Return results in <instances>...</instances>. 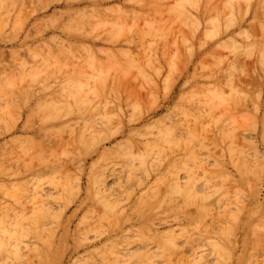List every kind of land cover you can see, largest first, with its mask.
Returning <instances> with one entry per match:
<instances>
[{"label":"rangeland","instance_id":"rangeland-1","mask_svg":"<svg viewBox=\"0 0 264 264\" xmlns=\"http://www.w3.org/2000/svg\"><path fill=\"white\" fill-rule=\"evenodd\" d=\"M139 1L0 0V264H264V0Z\"/></svg>","mask_w":264,"mask_h":264},{"label":"bare ground","instance_id":"bare-ground-1","mask_svg":"<svg viewBox=\"0 0 264 264\" xmlns=\"http://www.w3.org/2000/svg\"><path fill=\"white\" fill-rule=\"evenodd\" d=\"M43 1H44V0H43ZM134 1H135V0H134ZM141 1H142L141 4H143L144 0H140L139 2H141ZM145 1H146V0H145ZM147 1H148V0H147ZM150 1H154V0H150ZM156 1H157V0H155L154 2H156ZM158 1H159V0H158ZM182 1H183V0H182ZM184 1H185V3H186V1H189V0H184ZM184 1L181 2L182 5H183ZM231 1H232V0L227 1V2H231ZM28 2H29V1H28ZM160 2H161V0H160ZM195 2H196V3H195ZM223 2H224V1H223ZM225 2H226V1H225ZM243 2H244V5H246V3H245L246 1H243ZM249 2H250V0H249ZM249 2H248V3H249ZM29 3H30V2H29ZM39 3H40V2H39ZM134 3H136V2H134ZM134 3H133V5H134ZM162 3H163V2H162ZM176 3H177V2H176ZM185 3H184V4H185ZM191 3H192V2H191ZM231 3H232V2H231ZM235 3H236V2H235ZM31 4H32V1H31ZM40 4H41V3H40ZM40 4H39V5H40ZM137 4H138V5H141V4H139V3H137ZM147 4H149V1L147 2ZM150 4H151V2H150ZM158 4H159V3H156V4L153 5V6H155V5L157 6V10H159V7H160V6H159L160 4H159V5H158ZM177 4L180 5V3H177ZM186 4H187V3H186ZM192 4H193L194 7H196V6H197L196 4H198V1L196 0V1H194ZM194 4H195L196 6H195ZM223 4H224V3H223ZM237 4H238V3H237ZM36 5H37V4H36ZM135 5H136V4H135ZM144 5H145V4H144ZM161 5H162V4H161ZM187 5H188V4H187ZM189 5H190L189 7L191 8V7H192L191 4H189ZM216 5L218 6L219 4H215V6H216ZM234 5H235V4H234ZM239 5H240V4H238L237 6H239ZM244 5H243V3H242V6H244ZM164 6H165V5H164ZM174 6H175V5H174ZM227 6H228V5H227ZM229 6H230V5H229ZM242 6H239V9H241ZM115 7H116V6H115ZM177 7H178V6H177ZM180 7H181V8H180ZM183 7H184V6H183ZM194 7H192V8H194ZM113 8H114V7H113ZM116 8L118 9V11H120L119 13H120V15L122 16V18H123V15H124V17L126 16V13H124V11H121L118 7H116ZM138 8H140V6L137 7V9H138ZM146 8H148V7H146ZM153 8H154V7H153ZM170 8H173V6H170ZM214 8H215L216 10H219V12H220V9H218V8H220V7H214ZM226 8H227V7H226ZM243 8H244V7H243ZM246 8H247V7H246ZM99 9L101 10V8H99ZM99 9H98V10H99ZM117 9H116V10H117ZM143 9H144V8H143ZM143 9H142V11H143ZM154 9H156V7H155ZM179 9H180V14H182V15L185 14V13H181V9H182V6H181V5L179 6ZM198 9H199V8H198ZM202 9H203V8H202ZM227 9H228V8H227ZM86 10H87V9H86ZM86 10H85V12H86ZM100 10H99V11H100ZM102 10H103V7H102ZM144 10H145V9H144ZM236 10H237V9H236ZM243 10H244V9H243ZM112 11H113V10H112ZM118 11H115V9H114L113 12H115V16H117L116 14L118 13ZM133 11H135V9H134ZM145 11H147V10H145ZM155 11H156V10H155ZM174 11H175L174 14H176V10H174ZM182 11H183V10H182ZM198 11H199V10H198ZM203 11H204V10H203ZM81 12H82V11H81ZM92 12H93V10H92ZM101 12H102V11H101ZM101 12H100V13H101ZM121 12H122V13H121ZM149 12H150V11H149ZM194 12H195V11H194ZM90 13H91V11H90ZM100 13H96V12H95V14H98V15H101ZM106 13H107V12H106ZM119 13H118V14H119ZM201 13H202V12H201ZM205 13H209V12L207 11V12H205ZM231 13H232V11H231ZM238 13H239V11H238ZM80 14H82V13H80ZM95 14H94V15H95ZM122 14H123V15H122ZM127 14H128V12H127ZM129 14L131 15V12H129ZM134 14H135V13H134ZM137 14H138V13H137ZM178 14H179V13H177L176 15L178 16ZM180 14H179V15H180ZM186 14H187V12H186ZM188 14H189V13H188ZM217 14L219 15V13H217ZM217 14H216V15H217ZM240 14H241V13H240ZM98 15H97V16H98ZM102 15H103V14H102ZM105 15L107 16V18L111 16V15L108 16L107 14H105ZM130 15H129V16H130ZM135 15H136V14H135ZM199 15H201V14H199ZM210 15H211V14H210ZM214 15H215V14H214ZM218 15H217V17H218ZM87 16H89V15H86V16H83V15H82V18H80V19H83V18L85 17V20H86V17H87ZM95 16H96V15H95ZM97 16H96V17H97ZM103 16H104V15H103ZM118 16H119V15H118ZM118 16H117V17H118ZM121 16H119V17L117 18V20H119V18H120V21H121ZM180 16H181V15H180ZM208 16H209V15H208ZM211 16H212V15H211ZM80 17H81V15H80ZM96 17H95V19H96ZM135 17H136V16H135ZM178 17H179V16H178ZM181 17H183V16H181ZM202 17H203V16H202ZM205 17H207V16H205ZM205 17H204V18H205ZM78 18H79V17H78ZM78 18H77V19H78ZM97 18H98V17H97ZM102 18H103V17H102ZM107 18H105L106 21H107ZM111 18H112V17H111ZM111 18H110V19H111ZM115 18H116V17H115ZM125 18H128V16H126ZM130 18H131V17H130ZM148 18H149V16H148ZM187 18H190V17H187ZM187 18H186V19L183 18L184 21L186 20V22H187ZM210 18H212V17H210ZM232 18H233V17H232ZM72 19H73V18H72ZM100 19H101V18H99L98 20L100 21ZM110 19L108 18V21H110ZM179 19H180V18H179ZM183 19H182V20H183ZM199 19H200V18H199ZM214 19H215V18H214ZM236 19H237V17H236ZM88 20H91V18L89 19V17H88ZM115 20H116V19H115ZM190 20H191V19H190ZM190 20H189V21H190ZM220 20H221V19H220ZM224 20H226V19H224ZM82 21H84V20H82ZM99 21H95V22H96V23H99ZM103 21H105V20H103ZM112 21H113V20H112ZM112 21H111V22H112ZM120 21H119V22H120ZM122 21H124V20H122ZM126 21H129V20L126 19ZM222 21H223V20H222ZM91 22H92V21H91ZM101 22H102V21H101ZM119 22L116 21L115 23L120 24ZM191 22H192V21H190L189 23H191ZM214 22H215V21H214ZM75 23H76V22H75ZM80 23L82 24L83 22H80ZM92 23H93V22H92ZM187 23H188V22H187ZM204 23H205V22H204ZM86 24H87V23H86ZM93 24H94V23H93ZM93 24H92V26H93ZM102 24H103V23H102ZM105 24H106V23H105ZM122 24H123V23H122ZM124 24H125V22H124ZM127 24H128V23H127ZM192 24H194V23H192ZM220 24H221V23H220ZM82 25H83V24H82ZM109 25H110V24H109ZM109 25L107 26V28L109 27ZM112 25H113V23H112ZM125 25H126V24H125ZM125 25L122 26V27L125 28ZM98 26H99V25H98ZM98 26H97V27H98ZM115 26H116V24H115ZM84 27H85V24H84ZM101 27H103V26H99L98 29H100ZM104 27H106V25H105ZM104 27H103V28H104ZM110 27H112V26H110ZM77 28H78V27H77ZM85 28H86V27H85ZM79 29H81V26H80ZM87 29H88V27H87ZM105 29H106V28H105ZM105 29H102V30L104 31ZM109 29H110V31L113 30V29H111V28H109ZM109 29H107V30H109ZM126 29H127V28H126ZM85 30H86V29H85ZM85 30H84V31H85ZM93 30H94V29H93ZM93 30H92V31H93ZM95 30H96V29H95ZM121 30H122V29H121ZM130 30H131V28H130ZM127 31H128V30H127ZM85 32H86V31H85ZM90 32H91V31H90ZM113 32H114V31H113ZM115 32H116V31H115ZM119 32H120V31H119ZM122 32H123V31H122ZM129 32H130V31H129ZM129 32H128V33H129ZM91 33H92V32H91ZM101 33H102V32H101ZM104 33H105V32H104ZM104 33H103V34H104ZM107 33H108V32H106V35H107V37H109V35H108L109 33H108V34H107ZM110 33H111V32H110ZM124 33H125L126 35H128V33L126 32V30L124 31ZM95 34H96V33H95ZM125 34H124V35H125ZM93 35H94V34H93ZM181 35H183V34H181ZM86 36H87V35H86ZM98 36H99V35H98ZM101 37H102V36H101ZM115 37H116V36H115ZM126 37H127V36H126ZM184 37H185V36H184ZM91 38H92V37H91ZM111 38H112V37H111ZM127 38H128V37H127ZM182 38H183V36H182ZM102 39H103V38H102ZM116 39H118V38H116ZM116 39H114V40L111 39V40H112V42H113V41L115 42ZM100 40H101V39H100ZM111 40L109 39L110 42H111ZM181 40H182V39H180V44H181V46H182V44H183L184 42L181 43ZM185 41H186V40H185ZM256 42H258V41H256ZM256 42H255V43H256ZM62 43H63V42H62ZM65 43H66V42H65ZM107 43H108V42H107ZM186 43H187V42H186ZM260 43H261V42L259 41V43H258V47H257V48L261 47V46H259ZM66 44H67V43H66ZM74 44H75V43L73 42V46L76 47ZM109 44H111V43H109ZM187 44H188V43H187ZM62 46H63V49H62V48H61V49H62L63 51H64L65 49H66L67 51L69 50V48H68L69 45H67V46H68V47H67L66 45H63V44H62ZM62 46H61V47H62ZM64 46H66L68 49H67V48L64 49ZM184 46H188V45H186V44L184 43ZM256 46H257V43H256ZM85 48H86V47H85ZM87 48H88V47H87ZM133 48H134V47H133ZM133 48H132V49H133ZM179 48H180V47H179ZM188 48H189V47H188ZM188 48H187V49H188ZM262 48H263V47H261V49H262ZM78 49H79V48H78ZM105 49H106V48H105ZM112 49H113V47H112ZM126 49H127V48H126ZM261 49H260V50H261ZM106 50H107L108 53H110V54H109V57H111V56H112L111 52H109L108 49H106ZM119 50H120V49L116 50V52L118 51V53H116L117 55H119V53H121V51L119 52ZM127 50H128V49H127ZM67 51H66V52H67ZM70 51H71V50H70ZM70 51H68L67 53H69ZM74 51H75V49H74ZM82 51H83V50H82ZM96 51H97V49H96ZM104 51H105V50H104ZM133 51H134V50H133ZM71 52H73V51H71ZM105 52H106V51H105ZM107 52H106V53H107ZM124 52H125V51H124ZM128 52H129V51H128ZM128 52H127V54H128ZM94 53H95V52H94ZM102 53H103V51H102ZM106 53H105V54H106ZM113 53H114V52H113ZM116 54H115V55H116ZM132 54H133V53H131L130 55L133 57ZM100 55H101V54H100ZM107 55H108V54H107ZM107 55H106V56H107ZM120 55H122V54H120ZM130 55L128 54V56H130ZM87 56H88V55H87ZM89 56H90V55H89ZM89 56H88V59H89ZM84 57H85V56H84ZM92 57H93V56H92ZM93 58L95 59V58H97V57L95 56V57H93ZM93 58H92V59H93ZM112 58H113V56H112ZM124 58L126 59V55H125ZM97 59H99V58H97ZM104 59H105V57H104ZM127 59H128V57H127ZM112 60H113V59H112ZM128 60H129V59H128ZM92 61H93V60H92ZM103 61H105V60H103ZM109 61H111V60H109ZM132 61H133V58H132ZM132 61H130V62H132ZM97 62H98V61H97ZM111 62H112V61H111ZM93 63H94V62H93ZM100 63L102 64L103 62L100 61ZM107 63H108V61H107ZM87 64H88V63H87ZM95 64H96V63H95ZM95 64H94V65H95ZM97 65H98V64H97ZM103 65H105V64L103 63L102 66H103ZM98 66H99V65H98ZM98 66H97V67H98ZM102 66H101V67H102ZM103 67H104V66H103ZM89 68L91 69V67H89ZM89 68H87V69L89 70ZM92 69H93V68H92ZM99 69H100V67H99ZM230 69H231V68H230ZM92 71H93V70H92ZM232 71H234V70H232ZM88 72H89V71H88ZM79 73H80V72H79ZM64 76H65V75H64ZM74 76H75V75H74ZM74 76H73V77H74ZM76 76H77V75H76ZM76 76H75V78H76ZM77 77H78V76H77ZM60 78H61V76H60ZM65 78H66V76H65ZM88 78H89V77H88ZM70 79H71V78H68V80H70ZM60 80H62V79H60ZM80 80H81V79H80ZM70 81H72V80H70ZM82 81H84V80L82 79ZM85 81H86V80H85ZM85 81H84V82H85ZM104 81H105V80L100 81V82H102L101 84H99L100 82L98 81V82H99L98 84L100 85L101 90H105V89H102L103 87H105V86H103V85L105 84ZM63 82H64V81H63ZM87 83H88V82L83 83L82 85H86V86L89 87L90 84H89V83L87 84ZM118 83H119V82H118ZM79 84H80V83H79ZM96 84H97V81H96ZM98 84H97V88H98V86H99ZM107 84H108V83H107ZM73 85H74V84H73ZM116 85H118L117 82H116ZM102 86H103V87H102ZM88 87H87V88H88ZM95 87H96V85H95ZM113 87H114V86H113ZM113 87H111V89H112ZM5 88H6L5 90L7 91V87H5ZM73 88H74V87H73ZM73 88L71 87L70 90H72ZM114 88H116V87H114ZM79 89H80V88H79ZM81 89H82V88H81ZM83 89H84V88H83ZM88 89H89V88H88ZM90 89H91V87H90ZM111 89H110V90H111ZM63 90H64V89H63ZM91 90H92V89H91ZM91 90H89V91H90L89 93H92ZM95 90H96V88H95ZM95 90H94V91H95ZM112 90H113V89H112ZM112 90H111V91H112ZM113 91H117V90L114 89ZM87 92H88V91H87ZM107 92H109V91H107ZM85 93H86V92H85ZM102 94H103V93H102ZM107 95H108V94H107ZM103 97L106 98L105 96L102 95V98H103ZM93 130H94V129H93ZM91 134H92V133H91ZM88 135H90V134H88ZM95 135H96V134H95ZM88 138H89V137H88ZM17 141H18V140H17ZM19 141H20V140H19ZM21 141H22V139H21ZM235 143H236V142H235ZM233 144H234V143H233ZM229 145H232V144L230 143ZM233 147L235 148V146H233ZM230 149H233V148H230ZM240 152H241V151H240ZM245 164H246V163H245ZM27 166H28V165H27ZM246 166H247V165H246ZM28 167H29V166H28ZM251 168H252V167H251ZM251 168H250V169H251ZM168 173H169V172H168ZM170 173H171V172H170ZM171 174H172V173H171ZM171 174H170V175H171ZM170 175H169V176H170ZM167 176H168V174H167ZM167 176H166V177H167ZM173 176L175 177V174H174ZM170 177H172V176H170ZM174 177H173V178H174ZM167 178H168V177H167ZM177 178H178V177H177ZM175 179H176V177H175ZM175 181H177V180H175ZM201 195H202V194H200V196H201ZM40 198H41V197H40ZM201 198H204L203 195L201 196ZM43 202H44V201H43ZM43 202H41L40 204L43 205ZM37 204H39V203H37ZM42 205H41V206H42ZM48 206H49V205H48ZM27 216H28V215H27ZM29 218H30V217H29ZM5 228H6V227H5ZM182 262H183V261H182ZM183 263H184V262H183ZM183 263H182V264H183ZM177 264H179V263H177ZM195 264H196V263H195Z\"/></svg>","mask_w":264,"mask_h":264}]
</instances>
